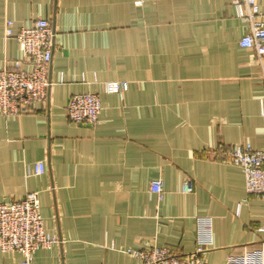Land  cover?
<instances>
[{
  "label": "crops",
  "instance_id": "1",
  "mask_svg": "<svg viewBox=\"0 0 264 264\" xmlns=\"http://www.w3.org/2000/svg\"><path fill=\"white\" fill-rule=\"evenodd\" d=\"M136 1L0 0V70L24 60L7 20L18 31L43 18L55 32L49 98L0 114V203L39 192L61 242L31 264H141L128 249L152 245L264 264V198L223 162L235 143L264 149V58L240 45L248 24L231 0ZM117 80L122 95L105 90ZM82 92L100 96L95 124L68 118ZM23 261L0 249V264Z\"/></svg>",
  "mask_w": 264,
  "mask_h": 264
},
{
  "label": "built area",
  "instance_id": "2",
  "mask_svg": "<svg viewBox=\"0 0 264 264\" xmlns=\"http://www.w3.org/2000/svg\"><path fill=\"white\" fill-rule=\"evenodd\" d=\"M237 16L249 27L240 45L254 49L260 62L264 58V9L259 0H231ZM142 5L143 0H137ZM14 21L7 20L6 35L18 41L24 60H16L11 66L0 70V114L21 115L32 112L37 101H45L50 96L52 82L49 78V67L55 47V32L51 23L43 18L34 20L31 27L14 30ZM23 62L31 65V70L24 68ZM128 81L117 80L105 82V90L109 93L123 94L128 88ZM68 118L75 123L95 124L102 110L100 96L92 92H82L71 96L67 104ZM264 115V100H262ZM228 162L241 166L245 172L246 188L251 196L264 198V149H256L250 143L232 144L223 158ZM45 172L43 162L35 168V174ZM186 191L194 186L187 181ZM152 190L162 197L163 182L156 180ZM60 239L49 233L41 211L39 192H30L24 198L9 203H0V249L4 253H21L24 261L31 264L34 254L41 248H50L60 243ZM204 248H197L193 253L179 254L168 247L146 246L139 249H128V253L138 257L141 264H208L203 257ZM263 263V262H262ZM230 264H259L258 262H237Z\"/></svg>",
  "mask_w": 264,
  "mask_h": 264
}]
</instances>
